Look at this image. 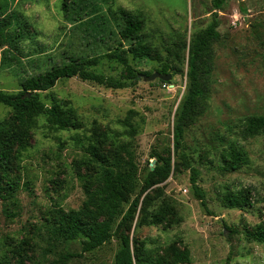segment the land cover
I'll return each mask as SVG.
<instances>
[{"label": "rangeland", "instance_id": "1", "mask_svg": "<svg viewBox=\"0 0 264 264\" xmlns=\"http://www.w3.org/2000/svg\"><path fill=\"white\" fill-rule=\"evenodd\" d=\"M6 1L5 17L20 22L22 35L15 48L9 43L0 47L1 93H17L24 78L72 57L96 59L92 71L125 81L124 66L106 55L137 42L155 48L161 61L126 53L133 70L151 75L167 64L181 74L167 84L140 78L124 90L71 78L40 94L46 107L59 106L76 127L57 130L39 115L26 148L17 152L15 147L9 176L18 188L0 199V264H58L64 255L81 254L79 241L49 238L55 210L82 208L83 185L96 182L103 168L129 172L132 201L148 172L168 156V178L140 197L135 219L125 230L132 247L152 259L165 257L169 264V247L187 252L186 264H264V240L252 239L257 228L264 227V134L244 138L241 127L243 119L264 115V0H230L218 12L219 39L212 46L203 113L184 133L185 152L198 172L205 207L194 195L189 170L174 155L172 132L187 88L189 43L211 23L212 0H73L67 14L62 12L63 0ZM120 10L142 21L137 41L120 37ZM12 117L10 109L0 106V122ZM90 146L97 157L89 153ZM230 146L247 160L235 172L223 170L221 155ZM229 193H242L246 201L229 208ZM144 204L146 225L140 224ZM119 248L114 236L65 264H113Z\"/></svg>", "mask_w": 264, "mask_h": 264}, {"label": "trees", "instance_id": "2", "mask_svg": "<svg viewBox=\"0 0 264 264\" xmlns=\"http://www.w3.org/2000/svg\"><path fill=\"white\" fill-rule=\"evenodd\" d=\"M228 1L230 0H212L211 23L189 43L186 71L187 88L175 113L172 132L174 155L180 159L181 165L189 170L190 185L203 207H205L204 195L197 187L198 172L189 163L185 152L184 133L187 127L203 113L207 91L206 84L212 65V46L219 39L217 31L219 27L218 12ZM72 2L73 0H63V14L68 13V6ZM1 3L2 1L0 2V47L9 43L11 47L15 48V43L20 40V35H22L19 32L22 26L15 18L5 17V9L8 8L7 1L4 0ZM119 15L123 21L120 37L126 41H137L142 30V21L136 15L124 10H120ZM13 26H16L15 29ZM126 53L131 54L134 59L161 61V56L155 48L137 42L126 51L116 49L106 55V58L116 60L124 66L125 78L129 82L106 78L102 74L92 71L91 67L97 65L96 59L78 60L72 57L62 65L54 66L36 76L24 78L20 82V90L17 93L0 92V106L13 112L10 121L0 122V199L4 195L14 194L18 188L17 180L9 176L11 155L15 147H17V152L26 148L28 138H30L29 130L37 116L44 115L47 124L57 130L75 129L76 127V124L67 116L68 114L59 106L46 107L40 100V94L51 90L58 81L71 78H78L83 82H90L115 90L133 88L140 81L142 74L128 65ZM177 59H179L178 56ZM169 72L172 73L171 77L181 74L179 68L169 67L167 64L157 73L169 75ZM143 75L149 76L150 74L145 73ZM241 127L244 138H253L264 134V115L243 119ZM89 153L94 158L97 157L94 146L89 147ZM221 156L224 162L223 170L226 172H235L247 163L244 154L235 146H230ZM159 161L160 163L148 172L144 187L132 201L130 198L134 192V187L131 186L129 172L103 168L96 182L89 180L83 185L86 200L82 208L78 211L67 212L57 208L50 219L49 238L58 243L79 241L81 254L64 255L56 263L65 264L70 259L78 258L84 253L93 252L117 236L120 241V248L114 256L113 264H169V260L165 257L152 259L144 251L135 250L132 247L130 237L125 232L135 219L140 197L152 186L164 182L171 172L172 159L170 156L160 158ZM244 199L242 193H229L225 200L228 204L227 207L236 208L241 202L246 201V198ZM124 206H128L126 211H124ZM145 211L144 204L140 211V224L142 223V225L148 224ZM119 217L121 219L116 224ZM252 239L262 242L264 240V227H258L256 234L252 235ZM168 253L171 264L189 262L187 252H180L174 247H169Z\"/></svg>", "mask_w": 264, "mask_h": 264}, {"label": "water", "instance_id": "3", "mask_svg": "<svg viewBox=\"0 0 264 264\" xmlns=\"http://www.w3.org/2000/svg\"><path fill=\"white\" fill-rule=\"evenodd\" d=\"M140 78L144 81V82H153L155 80H160L163 82H169L171 80V75H161L157 72L151 74L150 76H146V75H140Z\"/></svg>", "mask_w": 264, "mask_h": 264}]
</instances>
